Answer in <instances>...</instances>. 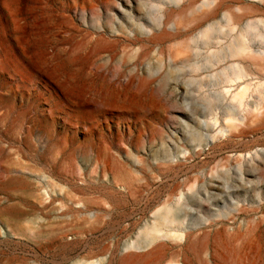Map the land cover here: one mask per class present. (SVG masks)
Instances as JSON below:
<instances>
[{
    "label": "rangeland",
    "instance_id": "1",
    "mask_svg": "<svg viewBox=\"0 0 264 264\" xmlns=\"http://www.w3.org/2000/svg\"><path fill=\"white\" fill-rule=\"evenodd\" d=\"M127 261L264 264V0H0V264Z\"/></svg>",
    "mask_w": 264,
    "mask_h": 264
},
{
    "label": "bare ground",
    "instance_id": "2",
    "mask_svg": "<svg viewBox=\"0 0 264 264\" xmlns=\"http://www.w3.org/2000/svg\"><path fill=\"white\" fill-rule=\"evenodd\" d=\"M244 87H245V86H244ZM241 89H242V88H241ZM237 93H238V92H237ZM168 214H169V213H168ZM168 214H167V219H169V215L171 216V214H169V215H168ZM171 218H172V216H171ZM151 239H152V237H151ZM153 239H154V238H153ZM151 241H152V240H151ZM137 245H138V244H137ZM139 247H140V246H139ZM142 247H143V244H142ZM129 263H130V262L127 261L126 264H129Z\"/></svg>",
    "mask_w": 264,
    "mask_h": 264
}]
</instances>
